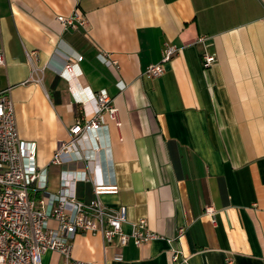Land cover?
<instances>
[{
	"label": "crops",
	"instance_id": "crops-1",
	"mask_svg": "<svg viewBox=\"0 0 264 264\" xmlns=\"http://www.w3.org/2000/svg\"><path fill=\"white\" fill-rule=\"evenodd\" d=\"M76 9L86 26L65 29L57 17ZM166 43L178 54L161 77H146ZM0 45V92L9 90L19 137L48 169L47 190L33 197L52 207L64 172L90 173L94 183L119 185L101 201L127 207L126 233L145 220L159 236L120 248L99 233L78 234L75 259L264 264V0H0ZM205 54L217 58L207 69ZM101 90L122 126L106 119L101 150L83 134L75 152L52 164L76 121L96 117ZM76 191L94 199L92 182L80 180ZM64 261L54 251L43 257Z\"/></svg>",
	"mask_w": 264,
	"mask_h": 264
},
{
	"label": "built area",
	"instance_id": "built-area-1",
	"mask_svg": "<svg viewBox=\"0 0 264 264\" xmlns=\"http://www.w3.org/2000/svg\"><path fill=\"white\" fill-rule=\"evenodd\" d=\"M57 21L65 29H79L86 26L83 13L76 9L71 16H58ZM205 39L200 38L198 42ZM179 52V48L166 43L159 63L151 64L145 71L148 78H159L165 72V65ZM107 56V55H106ZM4 50L0 45V66L4 65ZM82 61L79 57L66 65L65 72L73 73ZM217 58L205 54L203 66L210 68ZM117 66V62H112ZM37 83L41 79L34 80ZM120 90L126 87L118 83ZM95 99L98 105L97 115L89 121L77 120L69 130V140L61 144L55 152L52 164L61 165L64 157L79 147L81 135L88 134L93 141V149H102L101 130L107 127L106 119L115 122L118 108L107 90H101ZM93 183L94 199L85 202L77 196V183ZM48 188V169H39L36 161L35 145L20 139L15 117L14 105L9 90L0 92V264H43V257L49 251L62 254L64 264H91L75 259L72 255L73 242L78 234H101L108 244L117 241L120 248L130 241L138 247L159 238L148 228L145 220L134 224L131 233H126L123 225L128 221V209L125 206L114 210L106 207L101 197L118 195L117 183L97 184L89 174L77 177L74 173L62 174L60 188L56 192L57 202L49 207L45 199H35L33 194L44 192ZM205 213L214 216L216 210L208 206ZM57 227H51L50 221ZM179 255H175L176 260ZM116 260L122 255L117 254ZM228 263L232 264L229 258Z\"/></svg>",
	"mask_w": 264,
	"mask_h": 264
}]
</instances>
